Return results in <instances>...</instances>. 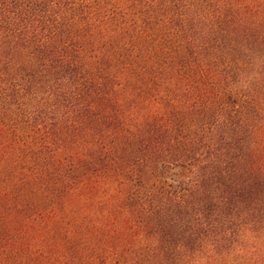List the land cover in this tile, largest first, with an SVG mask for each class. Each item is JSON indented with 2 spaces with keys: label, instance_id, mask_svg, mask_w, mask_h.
Returning <instances> with one entry per match:
<instances>
[{
  "label": "trees",
  "instance_id": "16d2710c",
  "mask_svg": "<svg viewBox=\"0 0 264 264\" xmlns=\"http://www.w3.org/2000/svg\"><path fill=\"white\" fill-rule=\"evenodd\" d=\"M0 264H264V0H0Z\"/></svg>",
  "mask_w": 264,
  "mask_h": 264
}]
</instances>
